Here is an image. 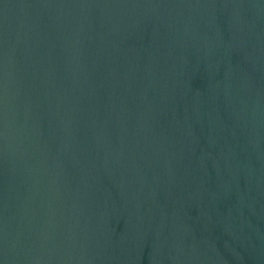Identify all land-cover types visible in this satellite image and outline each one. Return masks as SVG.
Instances as JSON below:
<instances>
[{
	"label": "water",
	"instance_id": "water-1",
	"mask_svg": "<svg viewBox=\"0 0 264 264\" xmlns=\"http://www.w3.org/2000/svg\"><path fill=\"white\" fill-rule=\"evenodd\" d=\"M0 264H264V0H0Z\"/></svg>",
	"mask_w": 264,
	"mask_h": 264
}]
</instances>
